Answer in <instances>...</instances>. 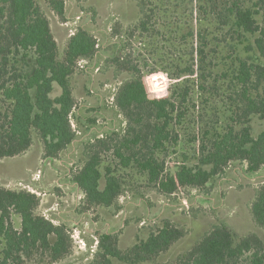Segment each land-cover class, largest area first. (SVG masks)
Here are the masks:
<instances>
[{"label": "trees", "instance_id": "16d2710c", "mask_svg": "<svg viewBox=\"0 0 264 264\" xmlns=\"http://www.w3.org/2000/svg\"><path fill=\"white\" fill-rule=\"evenodd\" d=\"M185 1L205 18L175 27L172 44L183 53L176 55L175 85L158 84L157 71L142 68L133 54L114 59L117 71L129 75L114 95L126 126L120 134L111 129L86 144L85 164L72 176L84 194L83 212L96 207L120 211V198L140 182L172 197L185 190L204 191L234 162L244 164L250 175L264 170V131L254 135L252 127L254 118L264 119V0ZM48 6L67 21L65 0H48ZM140 6L142 20L128 37L151 30L153 11L143 1ZM98 48L96 35L79 27L61 53L37 0H0V159L26 153L35 137L50 162L76 144L84 124L75 113L72 78L82 61L97 57ZM56 85L61 94L53 98ZM194 91L205 112L224 94L226 101L221 102L220 122L189 139L196 146L195 156L189 157L175 127L189 118L185 105L192 104ZM193 106L195 112L194 99ZM211 112L217 114L214 108ZM171 148L183 157L173 167L166 160ZM104 154L113 159L106 163ZM39 205L34 193L0 186V264H23L37 256L57 263L72 254L68 225L39 215ZM12 214L21 218V230L14 227ZM251 214L264 233V182L256 190ZM185 234L164 221L122 250L115 234L103 233L88 264H264V235L239 236L225 223L213 226L174 261L159 263Z\"/></svg>", "mask_w": 264, "mask_h": 264}, {"label": "rangeland", "instance_id": "374dc122", "mask_svg": "<svg viewBox=\"0 0 264 264\" xmlns=\"http://www.w3.org/2000/svg\"><path fill=\"white\" fill-rule=\"evenodd\" d=\"M37 1L51 21L61 53L65 51L69 37L79 27L87 28L96 35L99 53L93 61H82L72 78L77 101L75 113L84 124L83 130L78 132L77 146L50 162L44 159L42 143L35 137L34 145L26 153L0 159V186L36 194L40 199L37 213L53 220L56 225L66 223L71 231V255L57 263L37 256L25 260L23 264H88L97 252L101 234H115L120 249L127 250L135 245L139 236L147 237L164 221L173 222L186 234L162 256L159 263L174 261L219 223L227 224L239 236L251 233L263 236V231L253 222L250 207L257 188L264 182V170L250 175L246 172V166L239 162L232 163L228 172L209 184L204 191L185 190L165 197L140 182L127 188L120 198V211L96 207L83 212L84 194L72 183V176L85 164L86 144L111 129L120 134L126 126L124 117L115 106L114 95L129 75L117 71L114 59L133 54V59L142 68L157 71L158 84L165 83L169 88L178 82L175 62L183 56L172 44L177 36L175 27L180 23L187 27L186 23L189 25L193 21L197 24L205 17L195 13V8L182 0H65L67 21H62L51 11L48 0ZM140 1L147 3L148 9L153 11L151 30L142 36L136 32L131 38L128 33L142 20ZM195 83L192 80L190 85L194 88ZM60 94L61 89L56 85L52 96L55 98ZM200 98L194 91L192 104L185 105L190 109L189 118L175 127L176 133L183 139V153L189 157H194L196 151V146L190 144L189 139L204 128L220 122L223 114L219 111L224 110L221 102L226 101L225 94L217 99V103L213 101L209 108L211 111L215 109L217 114L213 116L214 112L202 110ZM193 99L197 107L195 112ZM90 121L96 122L91 124ZM252 127L254 135H258L264 131V119L254 118ZM74 128L77 129L75 124ZM176 151V148L169 150L166 159L169 167L183 160ZM103 159L109 163L113 158L104 154ZM60 161L65 165L60 166ZM124 174L128 181H135L129 174ZM12 222L17 230H21L18 215L12 214Z\"/></svg>", "mask_w": 264, "mask_h": 264}, {"label": "crops", "instance_id": "0c3cea01", "mask_svg": "<svg viewBox=\"0 0 264 264\" xmlns=\"http://www.w3.org/2000/svg\"><path fill=\"white\" fill-rule=\"evenodd\" d=\"M67 13H68V11H67V8H66V16H67ZM52 30H53V29H52ZM53 33H54V32H53ZM71 36H72V35H71ZM69 38H70V37H69ZM56 40H57V39H56ZM76 143H77V142H76ZM75 145H76V144H75ZM75 145L73 146L74 148H75ZM76 146H77V145H76ZM73 147H72V148H73ZM74 148H73V149H74ZM60 162H61V163H60V166L65 165V164L63 163V161H60ZM254 198H255V197H254ZM254 198H253V199H254ZM253 201H254V200H253ZM253 201H252V202H253ZM251 205H252V204H251ZM250 209H251V207H250ZM251 216H252V214H251Z\"/></svg>", "mask_w": 264, "mask_h": 264}]
</instances>
